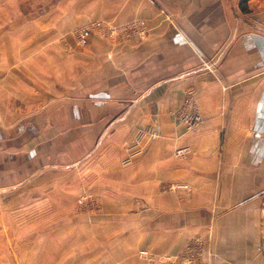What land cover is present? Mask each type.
I'll list each match as a JSON object with an SVG mask.
<instances>
[{
	"label": "crops",
	"instance_id": "crops-1",
	"mask_svg": "<svg viewBox=\"0 0 264 264\" xmlns=\"http://www.w3.org/2000/svg\"><path fill=\"white\" fill-rule=\"evenodd\" d=\"M5 19L0 264H264V0H0Z\"/></svg>",
	"mask_w": 264,
	"mask_h": 264
},
{
	"label": "built area",
	"instance_id": "built-area-1",
	"mask_svg": "<svg viewBox=\"0 0 264 264\" xmlns=\"http://www.w3.org/2000/svg\"><path fill=\"white\" fill-rule=\"evenodd\" d=\"M144 23L142 20H132L124 25H112L101 21H90L83 25H80L73 29V33L78 42L84 43L91 34L97 33L102 36L106 35L109 38H114L116 35H122L123 37H129L132 34L137 33L138 36H144ZM205 64L206 68L209 69V65ZM178 118L181 124L189 132H196L202 122V116L198 108L195 93L193 90L188 89L184 92L182 104L177 110ZM159 136V133L153 127H146L138 130L134 135L135 152H127V154L121 160V165L127 166L130 164L134 153L142 152L143 147L141 143L145 141H152ZM138 145V146H137ZM190 152L188 147H179L175 150L176 156H185ZM174 187L185 188L184 184L174 185Z\"/></svg>",
	"mask_w": 264,
	"mask_h": 264
},
{
	"label": "rangeland",
	"instance_id": "rangeland-1",
	"mask_svg": "<svg viewBox=\"0 0 264 264\" xmlns=\"http://www.w3.org/2000/svg\"><path fill=\"white\" fill-rule=\"evenodd\" d=\"M2 6H6L7 7V9H9L10 8V6L9 5H5V4H3ZM12 7V6H11ZM17 23H19L18 21H15V20H7V19H5V20H0V27H4V26H10V28H14L15 26H16V24ZM10 38H15V36H11Z\"/></svg>",
	"mask_w": 264,
	"mask_h": 264
}]
</instances>
